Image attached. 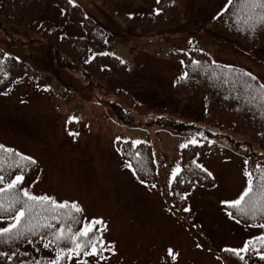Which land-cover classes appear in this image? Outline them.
Masks as SVG:
<instances>
[{
  "label": "rangeland",
  "instance_id": "1",
  "mask_svg": "<svg viewBox=\"0 0 264 264\" xmlns=\"http://www.w3.org/2000/svg\"><path fill=\"white\" fill-rule=\"evenodd\" d=\"M12 1L14 3L0 0V20L4 26H0V48L11 51L4 52L15 62L13 67H17L19 74L15 76L14 71L11 77H5L0 68V144L26 146V154L40 166L38 181L31 186V192L54 197L58 203L76 202L82 209L81 226L93 219L102 220L103 225H96L97 234L100 235L106 225L102 236L111 246L102 251L101 256L100 253L87 257L81 254L67 260V264L84 260L86 264H228L221 255L223 249L242 248L254 237L252 234L264 231L259 227L240 225L222 206L223 201L238 197L247 186V177L244 175L245 158L228 147L226 138L214 135L219 132L217 128L200 124L198 129L176 131L148 123L159 116H172L166 111L152 110L155 104H173L176 111L181 110L175 119L184 122H189L186 113H200L204 107L200 98H195L198 101L186 107L182 102L172 101L173 94L168 85L180 64L167 60L170 51L189 48L216 51L218 59L228 64H243L264 82V51L248 53L234 49L229 41L224 42L211 30L209 20L224 0H195V3L187 0L186 7L192 8L194 3L196 12L188 11L184 18V22H188L185 30L191 38L183 33V20L172 29L152 33L121 21L116 13L124 11L119 10L126 6L124 4H116L113 0H80L91 20L85 21L84 29L79 23H70L67 34L80 40L88 39L95 33L94 22H98L101 29L112 34L108 51L115 50L118 57L127 62L128 69L121 65L118 74L103 73L99 69L101 60L85 66L74 59V66L66 65V62H72L71 56L67 59L61 54L64 58L61 65L66 66H59L60 69L53 63L58 68L54 95L34 93L31 85L37 78L43 82L51 81L45 60L41 58L37 62L34 59L43 52L50 54L45 48L47 43L43 39V42L35 41L38 35L46 36L42 25L53 22L42 17V13L45 10L48 14L57 13V2L47 7L43 0L39 3L35 0ZM17 3L20 6L13 9ZM39 21L43 22L41 26H37ZM82 43L87 49L86 42ZM94 52L99 51L92 49L91 53ZM17 55L26 60L28 69L18 64ZM5 59L0 56V65ZM85 68L92 74L93 84L85 76ZM128 71L129 75L124 76ZM42 88L52 92L51 85ZM125 91L148 104L149 113L140 114ZM124 96L127 98L122 108L132 118H122L120 109L119 117L115 114L113 102H120V97ZM71 117L80 121L76 122L77 129L68 127ZM125 120L132 123L122 124ZM201 132L203 136L199 135ZM193 137L198 143L217 142L222 150L221 155L208 154L203 158L215 184L211 189L192 193L189 198L191 216L184 219L170 207L167 189L173 179L171 173L178 165L181 145L189 144ZM117 140H138L152 145L156 152L153 167L159 174L158 184H145L135 178L128 164L118 155ZM33 223L36 229L37 224ZM23 236L17 244L23 251L35 244L43 247L49 241L41 233L27 232ZM53 246L45 248L55 250L48 256H55ZM48 261L47 258L40 260L42 264ZM247 264H264V259L254 254Z\"/></svg>",
  "mask_w": 264,
  "mask_h": 264
},
{
  "label": "snow or ice",
  "instance_id": "2",
  "mask_svg": "<svg viewBox=\"0 0 264 264\" xmlns=\"http://www.w3.org/2000/svg\"><path fill=\"white\" fill-rule=\"evenodd\" d=\"M157 2L159 3V0H157ZM69 3L75 6L74 0H69ZM233 3L234 0H228V5H233ZM227 11L228 7L226 6L217 17H214V19L219 18L223 15V12ZM158 13L159 10H157V14ZM234 14L238 23L242 21L248 24L254 31L257 23H264V0H238ZM100 55H108V53H100ZM193 63L199 65L200 62L193 61ZM245 75L253 80L255 79L251 73H245ZM186 76L187 73L184 74V77ZM243 86L249 91H257L258 95L264 98V85H260L258 89H253L251 84L245 82ZM76 119L75 117H71L70 121ZM199 135L203 136V133L201 132ZM140 143L142 142L137 140L133 142V145L135 146ZM189 143L195 145L198 143V140L193 137ZM187 146L188 144L181 145V147ZM0 152H10L14 157L19 158V160H13L12 163L8 165L9 168L15 167L17 169L18 174H16L14 178L9 181L5 175L0 174V184H3V187H0V212L12 211L15 213L13 216V223L8 224L7 227H0V236L6 235L9 239H13L24 235L25 232H33V219L37 220V227L53 229V239L43 244L44 248H49L53 243L56 245L55 258L48 261L47 264H60L62 260L67 259L70 261L73 256L80 257L81 254L85 257L99 255L100 252L108 250L111 247L106 244L102 236L103 230H106V225L101 229L100 235L96 234V225H103L102 220L93 219L90 222H85L82 228L75 231L70 225H65L63 221H61L59 229H56V226L50 222L39 223L41 218L45 221L60 219L62 210H68L64 214L71 222L79 223L80 221L75 220L72 213H82V209L76 202L69 203L68 201H64L58 203L54 197H49L47 195L38 196L33 194L30 188L22 187L25 179L22 171L23 167L33 165L36 161L30 156L15 152L12 149H6L4 145H0ZM137 155H139V153H137ZM20 161H23L24 164H21ZM5 163L6 158L0 157V172L3 171ZM247 163L248 161H245V164ZM127 166L132 167L131 164ZM196 167L207 171L203 169V165L197 164ZM256 170L260 173L258 177L259 183H256V178H254L253 173L245 169L244 175L248 178L247 186L239 193L237 198L222 202L230 209H235V212L240 216L253 221L257 219V216H259L261 220H264V166L256 164ZM181 171L182 169L177 165L171 173L172 177L175 178ZM209 175H211V173H209ZM5 194H8L7 207H5ZM181 198L186 199V197ZM16 205H20V207L17 209ZM37 208L41 210L39 213L37 212ZM184 210L189 211L187 208ZM228 215L230 218L235 219L231 211L228 212ZM25 220H27V223H25ZM22 224H24L23 230H21L20 227ZM251 226L264 229V223H254ZM257 243L259 247H255ZM261 249H264V233L246 241L242 248H228L224 249V251L236 255L243 261L245 257L241 255V253H247L249 251L256 253L261 259H264V252H261ZM169 254H172L171 249H169ZM173 259H175V256H173ZM36 264H41V262L37 261ZM78 264H86V261H78Z\"/></svg>",
  "mask_w": 264,
  "mask_h": 264
},
{
  "label": "trees",
  "instance_id": "3",
  "mask_svg": "<svg viewBox=\"0 0 264 264\" xmlns=\"http://www.w3.org/2000/svg\"><path fill=\"white\" fill-rule=\"evenodd\" d=\"M9 3H14L12 0H2ZM114 2H122L127 0H113ZM134 3L148 7L151 6L155 8V13L153 14L151 19H153L155 22H162L157 24L154 27L170 24L174 22L177 18V12H176V3L174 0H159V3L157 0H130ZM26 2V1H24ZM238 3V0H234L233 5H228V11L223 12V15L219 18L215 19L213 22V27L216 30H219L221 32H225L228 35L233 36V30L234 28L239 27V23L236 20L235 11H236V4ZM17 3L16 5H18ZM178 7V5H177ZM157 10H159V13L157 14ZM223 11V10H222ZM221 11V12H222ZM220 12V13H221ZM219 13V14H220ZM143 14L136 15V18H139V22L142 18L146 16H142ZM142 16V17H141ZM104 34L101 32H97L93 35L91 38V42L96 43L97 46H102L104 44ZM101 42V43H99ZM67 50H72V54L76 56L77 59L80 61H84L86 58V45H75L72 44L67 48ZM192 54L190 61L187 64L186 67V73L187 76L180 79L178 83V89L179 93L181 95H188V93L194 91L196 88H201V92L207 95L208 98V111L213 113L214 118L216 116H220L224 113L230 115V120H233L238 127L245 133H248V136L250 135L252 139L255 140L257 128L261 127L262 123L264 122V106L263 101L260 99L258 106L256 108H253L254 104L256 103V98L254 95H252L251 91L244 88L245 78L241 74H237L235 72L231 71V68L224 66L222 64L213 63L211 59L201 53V52H191ZM189 54V55H190ZM101 60L99 63V69H101V72H112L114 74H118L120 66L122 65L118 58L112 55H98L95 59V62ZM193 61H199V65L194 64ZM123 66V65H122ZM124 72V67L122 68ZM4 73L7 75L9 72L15 71L12 65L5 64L3 67ZM122 72V73H123ZM85 74L87 75V78L89 81H93L92 74L89 71H86ZM126 74V73H125ZM237 101L238 103L235 105L239 116H234V114L231 111H223L221 110L223 107L224 109H230L233 108V102ZM249 120L253 123V125L257 126V128H254L246 121ZM211 122V121H210ZM202 147L201 145L196 146H189L187 148H184L180 153V166L182 171L177 175L174 182L171 184L170 192L172 196V200H174L175 206L180 208L181 206H185L186 199H182L181 197H186L188 193H190L193 189V187L197 185H207L206 179L203 176L204 171L200 168L196 167V163L193 160V156L195 153H197ZM136 149L142 151L143 158L140 161H135V168L138 172L152 169V163L151 158L149 154V149L146 145H137ZM250 159H257L253 154H246ZM256 164H261V162L257 160L251 161V168L250 172L253 173L254 178H256V183H259L258 177L260 173L256 170ZM34 165L30 167V169H33ZM136 171V172H137ZM6 167H4L3 171L0 172L2 174H6ZM29 172V170H28ZM137 172V173H138ZM27 181H30L28 178ZM5 200V207H7V200H8V194H5L4 196ZM20 207V205H17ZM41 210L40 208H37V212L39 213ZM68 210H62L61 211V217L58 220H50L45 221L43 218L39 220V223H45L50 222L51 224L55 225L56 228H58L59 223L61 226V221L64 222V224L68 225L71 223V221L67 218V216L64 214ZM235 216L236 219L240 220L241 222L245 223H264V220H261L259 216H257V219L255 221L251 219H246L242 216H240L238 213L235 212V209H230ZM78 214L79 213H72V216L75 218V220H78ZM35 222L38 223L37 220L33 219L32 223ZM33 223L34 225H36ZM78 224V223H77ZM42 229H48L53 230L49 228H43Z\"/></svg>",
  "mask_w": 264,
  "mask_h": 264
}]
</instances>
